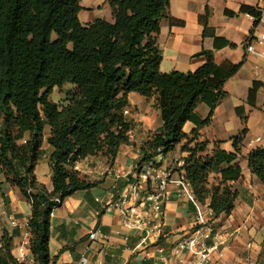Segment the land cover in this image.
Wrapping results in <instances>:
<instances>
[{
	"label": "trees",
	"instance_id": "obj_1",
	"mask_svg": "<svg viewBox=\"0 0 264 264\" xmlns=\"http://www.w3.org/2000/svg\"><path fill=\"white\" fill-rule=\"evenodd\" d=\"M106 2L112 21L98 17L83 24L79 0H0V168L31 203V260L17 259L15 232L4 230L0 264H56L49 252L51 214L74 192L95 185L75 169L78 162L102 156L112 165L120 146L131 143L133 122L123 112L131 92L153 98L161 118L140 145L135 169L183 143L181 169L195 198L208 202L214 216L234 209L237 190L231 182L242 174L234 159L246 128L233 138L230 153L216 144L209 152V141L199 140L197 130L209 124L227 96L225 82L242 61L220 64L212 50L202 49L195 56L204 61L194 70L162 72L157 34L161 20L170 18L169 0ZM240 11L259 23L256 8L242 4ZM66 83L74 89L65 101L51 99L53 89ZM260 85L255 81L248 91L251 106ZM200 103L209 107L205 118L196 111ZM186 122L196 126L191 136L183 131ZM47 126L52 190L34 172ZM247 163L264 185V148L252 149ZM212 174L217 177L210 181Z\"/></svg>",
	"mask_w": 264,
	"mask_h": 264
},
{
	"label": "crops",
	"instance_id": "obj_2",
	"mask_svg": "<svg viewBox=\"0 0 264 264\" xmlns=\"http://www.w3.org/2000/svg\"><path fill=\"white\" fill-rule=\"evenodd\" d=\"M257 1L169 0L170 18L161 20L157 34L162 72L194 70L204 61L203 57L195 56L202 49L212 50L215 61L220 64L242 61L237 73L225 82L227 96L215 107L209 124L197 130L199 140L209 141V152L216 144L230 153L234 151L233 138L246 128L234 159L242 171L241 177L231 182L237 190L234 209L228 215L220 213L213 217V233L207 240L208 244L218 242L223 247V264H264V185L250 172L247 163L252 149L264 148V40L254 41L253 52L246 50L249 40L264 34V20L254 25L253 16L240 11L242 4L255 8ZM79 3L81 23L98 17L112 21L111 7L106 0H79ZM255 81L261 85L255 106H251L247 97ZM123 107L130 111L127 116L133 122L131 143L120 146L112 165L102 156H89L78 162L75 168L80 175L95 185L74 192L51 214L49 252L51 257H57L56 264H77L82 255L87 256L89 264H189V256L180 250V244L192 232L195 208L180 194L175 182L167 186V199L160 216L150 206L146 208L150 222L143 229L125 226L117 209L105 207L130 191V183L137 177L139 147L148 132L161 125V118L156 127L152 125L157 108L137 93H129ZM196 111L205 118L209 107L200 103ZM195 128L192 122H186L183 131L191 136ZM48 133L47 126L39 159L49 151L47 170L39 169L38 161L34 172L38 181L52 190L49 161L52 149L47 143ZM182 144L166 155L153 158L157 173L167 171L172 180L184 174L177 166L187 155L181 151ZM215 177L212 174L210 181ZM204 204L207 206L208 202ZM30 213L29 199L5 181L0 168V237L4 230L15 232L13 254L20 261H25L22 253L31 259L27 225ZM96 226L107 239H88V232ZM213 264L222 263L218 260Z\"/></svg>",
	"mask_w": 264,
	"mask_h": 264
},
{
	"label": "built area",
	"instance_id": "obj_3",
	"mask_svg": "<svg viewBox=\"0 0 264 264\" xmlns=\"http://www.w3.org/2000/svg\"><path fill=\"white\" fill-rule=\"evenodd\" d=\"M255 8L259 13V21H263L264 0H258ZM263 40L264 34L255 38V40H249L246 50L253 52L254 41L262 42ZM123 112L124 114L129 113L128 109H124ZM130 133L131 131L129 136ZM183 164L184 159L179 160L177 166L182 167ZM171 182H175L178 185L180 194L192 202L195 208L192 232L181 242L180 250L189 256V264H213L218 260L223 264V247L218 242L207 243L213 233V211L208 205L206 206L195 198L184 174H180L174 180L170 178V173L167 171L159 174L156 171L153 159L145 162L141 169L137 170L136 181L130 183V191L119 196L116 200L108 202L105 207L117 209L125 226L143 229L150 222V215L146 213V208L150 206L160 216L163 210V203L167 199V186ZM148 184L152 185V187H148ZM130 202L132 203L129 204ZM88 239L105 240L107 236L100 231L99 226H96L88 232ZM145 239L146 237L143 238L142 242ZM21 257L23 260L29 259L24 253H22ZM77 264H89L87 256L82 255ZM155 264H158V262Z\"/></svg>",
	"mask_w": 264,
	"mask_h": 264
},
{
	"label": "rangeland",
	"instance_id": "obj_4",
	"mask_svg": "<svg viewBox=\"0 0 264 264\" xmlns=\"http://www.w3.org/2000/svg\"><path fill=\"white\" fill-rule=\"evenodd\" d=\"M101 12L102 11H100V13ZM100 15H103V14H100ZM73 89H74V86L72 84L66 83L61 88H55L52 91L50 97H51V99L61 103V102L65 101V98H66V95L68 94V92H70ZM147 100L150 102V104H152L154 106L153 99H151V101H150V99H147ZM156 114H157L156 117H155L156 121L153 122V124H152L154 127H156L158 125V123H160L159 111L157 109H156ZM45 152L46 153H45L44 157L41 158V160L38 163L39 169L42 168L43 171L47 170V167H48V163L46 162L47 161L46 157L48 156L49 151H45ZM156 161H159V160H156Z\"/></svg>",
	"mask_w": 264,
	"mask_h": 264
}]
</instances>
